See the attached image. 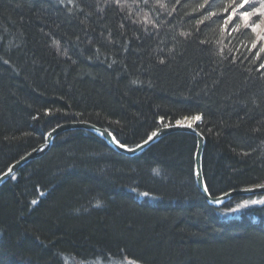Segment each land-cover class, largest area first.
<instances>
[{"label": "trees", "instance_id": "1", "mask_svg": "<svg viewBox=\"0 0 264 264\" xmlns=\"http://www.w3.org/2000/svg\"><path fill=\"white\" fill-rule=\"evenodd\" d=\"M240 2L0 0V173L62 122L131 147L199 114L210 195L264 184V50L228 20ZM195 146L172 132L126 156L60 134L0 185V264H264V203L226 215L264 193L209 205Z\"/></svg>", "mask_w": 264, "mask_h": 264}, {"label": "water", "instance_id": "2", "mask_svg": "<svg viewBox=\"0 0 264 264\" xmlns=\"http://www.w3.org/2000/svg\"><path fill=\"white\" fill-rule=\"evenodd\" d=\"M188 117V116H185ZM185 117H183L180 121L179 124H177V121H175L172 124H168L162 127H159L157 130L154 132L157 133L155 137L148 143H144L145 140H147L148 136L142 140L141 142L137 143L134 146L128 147L124 146L121 147L120 145L122 144H117L115 143V139L112 136V134L105 128L96 126L94 124H89L87 122H69V123H64V124H58L57 126H54L50 130H48L45 135L43 136V143H40L37 145L35 148L31 149L28 151L26 154H24L21 158L18 160L12 162L5 171H3L0 174V185L10 179L15 172H17L19 169H21L23 166H25L29 161L40 157L43 155L48 148L51 146L53 139L60 134L61 132H64L65 130H72V129H83L92 132L93 134H96L100 138L104 139L109 146L115 150L116 152L126 155V156H134L144 149H146L148 146L151 144L155 143L162 137H164L167 134H170L172 132H187L192 135H194L196 139V146H195V151H194V179H195V184L203 196L204 200L210 204V205H217L221 206L224 203L230 201L233 197H238V196H249V195H254V194H260L264 193V187H261L262 184L260 185H254V186H249L248 188H239L237 190H229L223 194L216 195V196H211L209 193L204 192V178L202 174V153H203V148H204V138L203 135L196 129L195 124L198 121H190V120H185ZM190 118V117H189ZM188 123L192 124V127H188ZM152 134V133H151ZM150 134V135H151ZM137 145H140L137 147ZM11 169V171H9Z\"/></svg>", "mask_w": 264, "mask_h": 264}, {"label": "rangeland", "instance_id": "3", "mask_svg": "<svg viewBox=\"0 0 264 264\" xmlns=\"http://www.w3.org/2000/svg\"><path fill=\"white\" fill-rule=\"evenodd\" d=\"M244 7H247V9H249L250 11H248L251 15L249 17V19L247 20V25L245 24V21L241 20V16H240V13L243 12L241 9H239L235 15L232 16L231 19H233L235 16L237 17V19L242 23L244 24V26L247 28V29H250L252 34H253V37H254V44H255V48L256 49H260V51L264 50V6H262V3H261V0H247V3H245ZM235 8V6L233 7ZM233 8H231L233 10ZM232 10L230 11L229 14L232 13ZM259 10V11H257ZM259 25L257 28H256V31L253 32L252 31V27L251 25ZM259 51V50H258ZM57 126V125H55ZM162 127V126H161ZM53 128V127H52ZM158 129V128H157ZM155 129V130H157ZM154 130V131H155ZM152 131V132H154ZM151 132V133H152ZM63 132H61L60 134H62ZM150 133V134H151ZM59 134V135H60ZM149 134V135H150ZM58 135V136H59ZM148 135V136H149ZM27 153V152H26ZM25 153V154H26ZM22 157V156H21ZM20 157V158H21ZM193 161H194V157H193ZM11 164V163H10ZM9 164V165H10ZM8 165V166H9ZM7 166V167H8ZM193 173H194V166H193ZM1 174V173H0ZM12 178V177H11ZM264 185V184H262ZM234 198V197H233ZM232 198V199H233ZM264 197L261 196V197H256V199H250L249 200H243V201H238V202H233V206L228 209L226 211V215L228 216H234V217H237L238 216V213L240 210H242L243 208H245L247 205L249 204H254L252 203L253 201H255L256 205H260V202L263 201ZM69 257H66V259L64 258L63 261H67L68 260V263L67 264H78L79 261H74L73 259H68ZM70 260V261H69ZM93 264H139L137 262H134V261H131L129 259H122V260H117V262L115 261H110V262H107V263H103V261H94L92 262ZM65 264V262H64Z\"/></svg>", "mask_w": 264, "mask_h": 264}, {"label": "snow or ice", "instance_id": "4", "mask_svg": "<svg viewBox=\"0 0 264 264\" xmlns=\"http://www.w3.org/2000/svg\"><path fill=\"white\" fill-rule=\"evenodd\" d=\"M245 3H247V0H241V2L237 5V7L233 8L232 13H231V14L229 15V17H228V20H231L232 16L235 15L236 12H237L239 9L244 8ZM261 3H262V6H264V0H261ZM257 11H259V10H257ZM250 15H251V14H250L247 10H245V11H243V12L240 13L241 20L245 21L246 26H248V25H247V20L249 19ZM227 22H228V21L226 20V21H225V24H227ZM258 26H259L258 24H257V25H251V27H252V31L255 32V31H256V28H257ZM262 38H264V37H262ZM202 43H203V42H202ZM253 47H255V44L253 45ZM257 55H259V53H257ZM161 63H163V61H161ZM261 67L264 68V64H262ZM201 119H202V117H201V115H199V114H198V115H195V116H193V117H190V118H189V117H185V120H190V121H200ZM179 123H180V121H177V124H179ZM187 126H188V127H192V124H191V123H188ZM156 135H157L156 132H152V134L148 136L147 140H145L144 143H145V144L148 143V142L151 141V140L153 139V137H155ZM115 143L119 144L120 142H119V141H115ZM120 146L123 147V145H120ZM139 146H140V145H137V147H139ZM9 171H11V169H10ZM261 187H264V185H261ZM203 190H204L205 193H209V194H210V189H209V187L207 186V184H205ZM144 195H147V194L145 193ZM32 203L35 204L36 201H32ZM252 203H256V202L253 201ZM261 203H264V201H262Z\"/></svg>", "mask_w": 264, "mask_h": 264}, {"label": "bare ground", "instance_id": "5", "mask_svg": "<svg viewBox=\"0 0 264 264\" xmlns=\"http://www.w3.org/2000/svg\"><path fill=\"white\" fill-rule=\"evenodd\" d=\"M193 116H195V115H193ZM193 116H191V117H193ZM181 120V119H180ZM178 121V120H177ZM70 122H85V121H70ZM64 123H69V122H62V123H60V124H64ZM87 123H89V124H92V123H90V122H87ZM106 129V128H105ZM50 130V129H49ZM75 130H77V129H75ZM80 130H82V131H87V130H85V128H83V129H80ZM108 130V129H107ZM69 131H74V129H72V130H65L63 133H67V132H69ZM110 133H111V131L110 130H108ZM87 132H89V133H91V134H93L92 132H90V131H87ZM62 133V134H63ZM112 134V133H111ZM45 135V134H44ZM59 135V134H58ZM57 135V136H58ZM94 135H96V134H94ZM56 136V137H57ZM97 136V135H96ZM112 136L114 137V135L112 134ZM55 137V138H56ZM99 137V136H98ZM54 138V139H55ZM100 138V137H99ZM204 138V137H203ZM53 139V140H54ZM100 139H102V138H100ZM114 139L116 140V141H118L115 137H114ZM107 145H109L104 139H102ZM42 143H43V141H42ZM120 144H122V143H120ZM204 144H205V140H204ZM123 145V144H122ZM125 146V145H124ZM6 170V169H5ZM4 170V171H5ZM16 173V172H15ZM15 175V174H14ZM225 204V203H224ZM210 205V204H209ZM211 206H213V205H211ZM222 206V205H221ZM221 206H217V205H215L214 207H221Z\"/></svg>", "mask_w": 264, "mask_h": 264}]
</instances>
